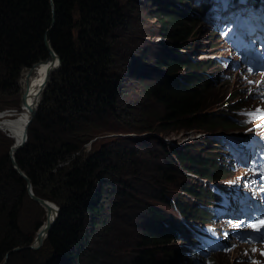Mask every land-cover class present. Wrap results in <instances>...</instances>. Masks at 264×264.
<instances>
[{
    "label": "trees",
    "instance_id": "trees-1",
    "mask_svg": "<svg viewBox=\"0 0 264 264\" xmlns=\"http://www.w3.org/2000/svg\"><path fill=\"white\" fill-rule=\"evenodd\" d=\"M168 1L160 3L163 11L154 12L151 18L156 21L157 35L171 46L160 44L155 62L158 70L141 67L145 77L157 72L152 81L143 86L141 96L154 99L162 106L165 121L178 123L191 133L212 134L207 128L213 127L230 129L229 120L224 121L222 115H200V99L208 90V77L198 71L203 63L190 60L181 52L190 49L187 41L196 22L189 17L192 10L187 11L183 4ZM120 9L117 0H0V97L16 93L15 83L20 69H28L47 57L44 38L59 59V68L50 75L35 116L26 130V143L14 155L17 167L31 184L33 195L54 203L59 209L43 241L51 255H43L46 261H41L42 264H168L160 262L153 249H160L175 238L189 243L187 229L177 220L178 213L184 218H202L192 203H181L183 195L195 198H204L205 195L195 179L185 173L208 182L221 177L216 160L192 154L188 149L171 148L167 151L162 142H157L160 153L166 151L171 160L172 168L164 165V172L182 178L181 181L165 177L168 185L178 181L175 199L156 198L172 207L173 214L146 208L150 224L147 225L142 214L143 224L138 237L141 248L135 250L128 263L118 258L115 260L112 255L117 253L113 248V253L107 251L109 253L103 260L101 254L85 250L87 245L92 247L90 238L100 241L97 239L100 226H114L106 224L102 212L103 201L111 197L115 183L111 177L123 173L127 163L135 166L134 169L138 166L131 162L134 150L118 145L101 147L87 158L74 161L87 140L85 132L89 125L96 122L98 126L115 114V97L121 88V79L112 62L117 49V44L112 47V42L118 25H128V18L121 16ZM148 50L145 47L140 55L137 54L141 64L145 63ZM132 53L134 50L129 49L128 75H134L136 63ZM230 99L227 109L234 112L238 106L232 101L233 97ZM233 116L236 117L234 113ZM123 140V146L136 141L130 137ZM10 141L12 143L8 145L12 146L14 141ZM57 164L68 165V171L59 174V179L51 185L46 181L52 177ZM176 164L179 165L178 171ZM104 177L111 180H104ZM58 183L67 188L66 195L57 194ZM117 183L124 187L121 181ZM25 197V184L13 171L8 152L0 153V263L12 248H26L31 242L32 236H23L17 226V214ZM119 203L110 202V209H115ZM111 244V241L105 243L104 248ZM38 262L34 264H41Z\"/></svg>",
    "mask_w": 264,
    "mask_h": 264
},
{
    "label": "rangeland",
    "instance_id": "rangeland-1",
    "mask_svg": "<svg viewBox=\"0 0 264 264\" xmlns=\"http://www.w3.org/2000/svg\"><path fill=\"white\" fill-rule=\"evenodd\" d=\"M164 1L165 0H117V4L121 7L119 12L122 13L121 16H126L128 18V25H118L115 30V39H113L112 42V47H115L117 44L116 54L113 56L114 61L112 62L118 77L121 79V88L115 97V114H113L108 121L104 123L100 122L98 126L96 122H92L91 125H89L88 131L85 132L87 135L86 142L82 145L79 154H77L78 156H73L75 159L72 158L74 161H81L97 152L99 148H109L110 145H118L119 148L125 147L126 149L134 150L131 162L137 163L138 166L134 169L135 166H131L127 163V165L124 166L125 169L123 173L111 177V179L115 181V183H113V188H111V197L103 201L102 212H104L106 224H113L114 226L111 228H108V226H100L98 229L99 235L97 237L100 241L98 242L95 238L89 239L91 246L93 248L96 247V249L94 248V250L90 245H87L85 248L88 253L93 252L94 254L96 253V255L101 254L102 260L106 257V254L109 253L107 251L110 250V252L113 253L111 251V248H113L117 253L112 255L113 258H115V260L118 258L120 261L128 263L135 253V250L137 251L141 248L138 237L143 224L142 214L146 219L145 222H147V225L150 224L147 218V207L159 209L161 212L168 215L173 214L172 207L163 204L156 198L160 196L161 199H175L177 196L175 190L177 189L178 181H175L174 185H168L166 178H171V180H177L179 178L181 181L182 178L168 171L164 172V165L172 168L171 160L166 151L160 153L161 147H159L157 142L161 141L164 143L165 148L174 146L178 149H188L190 153L197 154L201 157L206 154L208 158L213 160L218 156L214 155L212 152H207L210 146L206 139L209 138L210 135H195L190 131L182 129L178 123H168L163 119L164 113L162 111V106L157 101L155 102L154 99L147 100L143 99L141 96L143 86L151 82L157 75V72L154 71L148 77L142 76L144 70H142L141 67H152L158 70V66L155 62L159 56L160 44L171 46L166 39L157 35L156 21L154 18H151L154 12L162 11L160 3ZM168 2L177 5L183 4L185 9L192 10L190 18L196 22L194 26L195 29L192 31L191 37H189L187 41V44L190 45V49L182 51L183 53H187L186 58L193 59L194 53L205 55L208 53L217 56L228 53V49L219 41L221 38H224V35L215 28L217 25L211 24L209 19H196L195 14L201 17V13L200 11L196 12L195 8L193 9L194 4L191 1L182 3L176 0H169ZM145 47H148L149 50L146 51L147 57L144 61L145 63L141 64L140 59L137 58V54L140 55L141 50ZM129 49L134 50V53H132L136 63L133 72L134 75H128L126 73V65L130 63L128 58ZM242 52L246 53L247 50L242 49ZM203 58L204 57L200 55L199 59ZM196 60L198 59L196 58ZM198 71L209 76L211 83L215 81L214 63L203 65L198 68ZM257 78L264 81V75L262 74H258ZM220 80L222 81V78H220ZM254 80V75L248 71L244 64L241 65L237 81ZM242 89L243 87L237 85L232 87L229 82L222 87H219L217 84L209 86L208 90L201 95L200 103L202 104V111L200 115L206 117H209L207 115L210 114L213 116L222 115L225 119L224 121H227L228 118H236L235 120L241 119V116H233V113L238 111L237 108H235L233 112L232 109H227V107L231 104L230 92L238 93L235 94L232 99V101L236 100L234 101L235 106L243 103L246 94L240 93ZM18 98V87H16V93L0 97V153L8 152V144L10 143L11 145L12 143L10 141L11 139L16 142V137L13 132L7 128V124L20 112ZM248 102L249 100L247 104ZM217 125L218 124H216V126ZM207 130L209 133L221 135L231 133L234 127L230 126V129L225 130L213 127L207 128ZM5 135H8L10 140L6 138ZM126 137H130L136 141L129 142L127 146H123V138ZM217 160L220 162L219 157ZM157 167L159 170H157ZM176 169L178 171V164H176ZM254 169H259V166L257 165ZM254 169H251L249 173L257 177L258 174ZM67 171L68 165L57 164L52 177L46 182L52 185L55 180L59 179V174L63 175V173ZM238 173H240V170ZM106 179L111 180L109 177H104V180ZM118 181L124 183V187L120 186L117 183ZM196 184L200 186L198 183ZM222 184H224V181L217 183V185ZM238 186L243 187L244 193L246 190H251V196L258 195V202L261 200L262 186L259 182H255L254 185L245 182ZM56 187L59 188L57 192L58 195H66L68 191L66 187L62 186L60 183H58ZM200 187L209 194L208 189L204 188L203 185ZM116 189L118 193H116L117 191L115 192ZM204 198L206 199V203H214V200L210 196L207 195ZM201 200L202 199L199 198V201ZM186 201V199H183L181 203L185 204ZM110 202L114 204H117V202L120 203L119 206L112 210L109 207ZM199 211L200 217L212 215L211 212L207 210ZM250 211L253 212L251 207ZM43 221H46L45 214H43L38 205L31 201L26 195L22 200L20 210L17 214V226L23 236H32L28 246L32 244L35 233ZM36 224L37 227H35ZM225 225L226 223L224 220L222 224L218 223L216 226L222 228ZM206 237L207 233L202 235L197 233L196 237H194V245L191 246L184 244L181 239L175 238L174 241L164 245L162 248L153 249L156 250L154 255L160 262H166L168 264H264V255L261 254L264 253V241L241 240L240 236L234 235L233 239L229 238V240L224 242L220 247H217V249H222L220 252L212 249L206 252L204 249H201L202 243L205 245L208 244ZM110 241L111 243L113 242V244L104 248V244H108ZM43 244L44 243L36 250L15 247L20 250L10 253L13 255L12 257L7 256L5 264H30L31 261L35 263L38 260L40 261L38 263L46 261V258L44 259L42 256L46 254L50 256L51 250ZM253 249H255V251H253ZM97 250L100 252H97ZM193 250L199 253V257L196 256L193 257V259H189V255ZM27 257H30V259Z\"/></svg>",
    "mask_w": 264,
    "mask_h": 264
},
{
    "label": "water",
    "instance_id": "water-1",
    "mask_svg": "<svg viewBox=\"0 0 264 264\" xmlns=\"http://www.w3.org/2000/svg\"><path fill=\"white\" fill-rule=\"evenodd\" d=\"M43 47L46 50L47 57L44 60H41V61H38V62L32 64L31 67L28 68V69H26V68L20 69L19 75H18V79H17V81L15 83V86L18 87V81H19L21 72L23 70L30 71L32 68H34L35 66L40 65V64H44V66L46 67V69H45V78L43 80V83H42L41 88H40V91H39V99H38V102L35 104V106L32 109L31 108L28 109L29 119H28V121L26 123V126H25V130H24L25 132H26L28 126L30 125L33 117L35 116V113L37 111V107L39 105V102L41 101L42 93H43L45 87L47 86V83L49 81L50 75L52 74V72L56 71L59 68V59L52 52V50L49 47V44H48V42H47V40L45 38L43 39ZM48 61H50V62L47 65V62ZM26 88L22 92H21V90H19L18 102H19V104L21 106H24L25 105ZM5 137L8 138L9 136L8 135H5ZM26 139H27V137H26L25 133H23V138L21 139V141L17 145L9 146L8 149H10V152L8 150V158H9V161H10V164H11V167H12L13 171L23 180V182L25 184V190H26L27 197L31 201H33L34 203H36L37 205H43V206H45L47 212H50V206H48V204H49L48 202L49 201L46 200V199L38 198V197H36V196L33 195L32 190H31V184H30L29 180L19 170V168L17 167V165L15 163V160H14L15 153L25 145ZM11 150H13V152H11ZM50 203L53 204L52 202H50ZM53 205H54L53 206V211H52L53 212V215L50 217V219H46V221L44 223V226H43V228L41 230L36 231L35 238L33 239L32 244L30 246L26 247V248L31 249V250H36V249H38L42 245L41 244V238H45L46 237V235L50 231L51 227L53 226V224H54V222H55V220L57 218V214H58V210L59 209H58L57 206H55V204H53ZM35 240H36L37 244H34ZM20 249H22V248H20ZM20 249L15 248V249H12V250L8 251L7 253H5L4 258H3V262L1 264H5V261L7 259V256L10 253L19 251Z\"/></svg>",
    "mask_w": 264,
    "mask_h": 264
},
{
    "label": "bare ground",
    "instance_id": "bare-ground-1",
    "mask_svg": "<svg viewBox=\"0 0 264 264\" xmlns=\"http://www.w3.org/2000/svg\"><path fill=\"white\" fill-rule=\"evenodd\" d=\"M49 62L50 61L47 62V65L49 64ZM45 69L46 67L44 66V64H40L32 68L30 71L23 70L21 72V75L18 81V88L22 92L27 87L26 96H25V105L21 106L19 104L20 112L17 115H15V117L11 119L10 122L7 124V128L10 129L16 137V142H14L13 145H17L21 141V139L23 138V133H25L26 135V132L24 130H25L26 123L29 119L28 109L29 108L32 109L35 106V104L38 102L39 91L43 83V80L45 78ZM11 152H13V150H11ZM251 195H252L251 190L247 191L246 195L244 196V199L246 200L249 207L253 209V212L250 211V213L258 214L261 211L258 206L257 198L256 196H251ZM48 203H49L48 206H50V212H47L45 206L39 205L43 209L46 219H50V217L53 215L52 211H53L54 203L51 204L50 201ZM44 223L39 228V230L43 228ZM43 241H44V238H41V244L43 243ZM217 241L218 240L214 242H217ZM34 244H37L36 240Z\"/></svg>",
    "mask_w": 264,
    "mask_h": 264
},
{
    "label": "snow or ice",
    "instance_id": "snow-or-ice-1",
    "mask_svg": "<svg viewBox=\"0 0 264 264\" xmlns=\"http://www.w3.org/2000/svg\"><path fill=\"white\" fill-rule=\"evenodd\" d=\"M257 111H258L257 118L264 120V111H260V110H257ZM248 227L253 229L254 231H260L261 229H264V220H259L254 224H249ZM253 251H255V249H253ZM261 254L264 255V253H261Z\"/></svg>",
    "mask_w": 264,
    "mask_h": 264
},
{
    "label": "clouds",
    "instance_id": "clouds-1",
    "mask_svg": "<svg viewBox=\"0 0 264 264\" xmlns=\"http://www.w3.org/2000/svg\"><path fill=\"white\" fill-rule=\"evenodd\" d=\"M163 11V10H162ZM153 19V18H152Z\"/></svg>",
    "mask_w": 264,
    "mask_h": 264
}]
</instances>
